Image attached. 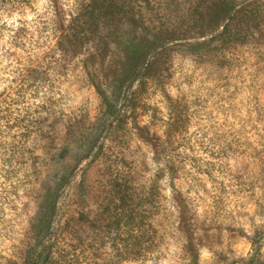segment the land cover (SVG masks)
<instances>
[{"label":"rangeland","instance_id":"374dc122","mask_svg":"<svg viewBox=\"0 0 264 264\" xmlns=\"http://www.w3.org/2000/svg\"><path fill=\"white\" fill-rule=\"evenodd\" d=\"M87 1L0 0V95L31 131L0 145V264L27 263L52 202L54 223L74 218L80 264H264V0L133 2L135 23L99 22L68 52L60 30ZM148 39L154 76L137 67L127 78ZM119 84L131 89L110 126L95 86L113 98ZM100 147L102 159L85 157ZM155 159L174 168L159 181L156 247L118 261L103 227L108 178L116 165L138 184ZM64 171L70 184L56 195Z\"/></svg>","mask_w":264,"mask_h":264},{"label":"trees","instance_id":"16d2710c","mask_svg":"<svg viewBox=\"0 0 264 264\" xmlns=\"http://www.w3.org/2000/svg\"><path fill=\"white\" fill-rule=\"evenodd\" d=\"M138 1V2H137ZM152 0H88L82 4L78 11L69 17L68 24L60 30L61 40H64L68 52L75 49L76 45L87 35V31L91 26H97L99 22H112L126 19L128 22L135 23V12L132 6L133 2H141L147 6ZM154 1V0H153ZM224 2V1H222ZM224 10H220L222 13ZM236 11L230 19L234 18ZM85 30V32H83ZM83 32V33H82ZM170 33H174L173 29ZM79 40V41H78ZM78 41V43H77ZM147 44L138 51L133 52L132 71L127 78H130L140 67L143 74V80L148 81L154 75V61L150 51H156L157 45L154 41L146 40ZM137 62L139 63L137 65ZM131 85L123 87L121 84L117 86L116 96L113 98L107 94L102 87L95 86L97 95L101 98L104 106V116L110 119V126H114L118 120L117 116H121L123 109L122 102H125ZM14 100L7 95H0V145H14L9 140L19 134V143L27 140L31 134L28 127L24 125L25 118L14 116L12 102ZM124 107V106H123ZM44 121V119H41ZM28 122V121H27ZM22 128L20 132L19 129ZM140 131L144 127L139 128ZM14 136H11L12 132ZM171 134H168L170 136ZM16 139V138H15ZM98 152L88 150L85 157L91 158V161L102 159L104 155L103 147ZM165 149L158 151V155H166ZM93 155V156H92ZM156 155V156H158ZM104 157V156H103ZM8 169L5 170V177L12 175L11 158L3 161ZM156 163V172L151 178H144L142 182H134L133 177L128 172H120V168L109 163L108 170L114 165L115 169L111 171L110 178L107 181V194L109 196L108 203V222L104 224L110 233L113 234L112 250L115 252V258L118 261H138L148 260L153 255L156 247V232L154 229L153 216L159 207L161 188L159 181L165 176L173 175V165L170 161ZM70 174L67 171L59 177L58 187L53 190L57 195L58 190L62 191L70 184ZM173 204L177 207L179 213V224L185 226L188 224L186 207L180 196L173 195ZM56 203H49L44 210L42 219L37 220V234L42 237L43 242L35 250L29 253V259L25 264H80V256L74 229V218L67 219L64 224L54 223L56 215ZM55 225V226H54ZM100 226H102L100 224ZM62 235L66 238L62 246L58 244V237Z\"/></svg>","mask_w":264,"mask_h":264}]
</instances>
